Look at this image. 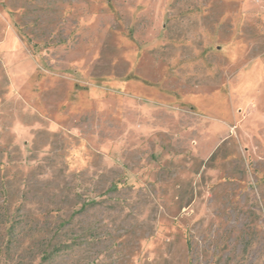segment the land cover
Segmentation results:
<instances>
[{"label":"rangeland","instance_id":"1","mask_svg":"<svg viewBox=\"0 0 264 264\" xmlns=\"http://www.w3.org/2000/svg\"><path fill=\"white\" fill-rule=\"evenodd\" d=\"M0 264H264V0H0Z\"/></svg>","mask_w":264,"mask_h":264},{"label":"trees","instance_id":"2","mask_svg":"<svg viewBox=\"0 0 264 264\" xmlns=\"http://www.w3.org/2000/svg\"><path fill=\"white\" fill-rule=\"evenodd\" d=\"M55 252H50V253H47L43 256V260H45V262L47 261H50L53 259V257L55 256Z\"/></svg>","mask_w":264,"mask_h":264}]
</instances>
